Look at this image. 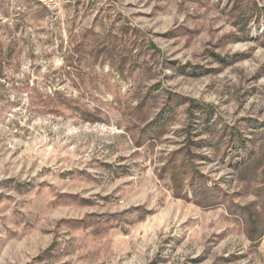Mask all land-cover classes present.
I'll list each match as a JSON object with an SVG mask.
<instances>
[{
    "label": "rangeland",
    "instance_id": "374dc122",
    "mask_svg": "<svg viewBox=\"0 0 264 264\" xmlns=\"http://www.w3.org/2000/svg\"><path fill=\"white\" fill-rule=\"evenodd\" d=\"M0 264H264V0H0Z\"/></svg>",
    "mask_w": 264,
    "mask_h": 264
}]
</instances>
